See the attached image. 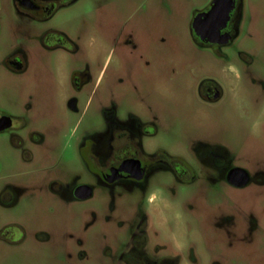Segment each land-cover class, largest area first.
Here are the masks:
<instances>
[{"label":"rangeland","instance_id":"obj_1","mask_svg":"<svg viewBox=\"0 0 264 264\" xmlns=\"http://www.w3.org/2000/svg\"><path fill=\"white\" fill-rule=\"evenodd\" d=\"M41 1L58 7L47 27H37L15 0H0V112L27 121L19 140L0 133V189L14 176L28 192L21 200L26 240L14 254L0 245V264H113V257L103 253L113 251L114 241L124 245L145 206L143 199L155 191L134 193L133 187L120 185L107 189L82 166L75 148L82 138L91 141L106 130V115L156 120L157 131L163 132L156 141L188 158L198 173L192 147L244 156L240 164L248 170L264 165V136L248 132L242 116L243 106L248 104L250 113L257 96H264L258 84L249 83L264 81V0H241L236 35L220 46L221 55L199 47L191 34L195 14L211 0ZM50 28L77 35L87 64H77L78 55L67 53L48 54L54 63L41 64L37 40ZM12 54L23 61L15 70L4 63ZM75 74L85 80L77 95L70 87ZM199 81H233V91L209 105L196 95ZM246 87L254 99H246ZM71 98L76 111L68 106ZM22 148L30 150L32 163H22ZM35 169L42 170L16 178ZM52 181L70 188L86 182L93 186V197L83 210L66 211L57 203L61 211L40 213L27 195L43 192L55 202L49 192ZM174 190L166 193L162 227L158 234L151 232L149 259L264 264V182L246 190L224 184L212 189L198 177L192 187ZM82 223L87 227L83 237ZM38 229L50 235L43 248L28 239ZM68 230L73 237L64 240Z\"/></svg>","mask_w":264,"mask_h":264},{"label":"flooded vegetation","instance_id":"obj_2","mask_svg":"<svg viewBox=\"0 0 264 264\" xmlns=\"http://www.w3.org/2000/svg\"><path fill=\"white\" fill-rule=\"evenodd\" d=\"M15 0L19 11L29 17L37 27H47L56 13V4L41 0ZM71 2H66L70 4ZM206 9L199 12H207L211 3ZM241 0H233V8L229 14V21L226 27L221 31L222 34H229L231 40L236 35V24L240 10ZM198 13L195 14V16ZM194 16V17H195ZM192 24V23H191ZM191 34L194 42L199 47L212 50L213 53L221 55L220 46L217 44H207L201 42L193 33ZM226 44V45H227ZM81 46V47H80ZM38 54L40 63H54L47 58L48 54H70L76 56L77 64H87L84 53V46L79 37H68L65 33L54 28L45 29L38 36L37 40ZM22 56L20 54L9 55L4 63L7 68L15 70V66L22 65ZM85 80L78 74H75L70 81V87L77 95L82 89ZM248 82V81H247ZM255 86L258 84L260 90H264V81H249ZM245 97L248 100L254 99V95L249 87ZM250 90V92H249ZM233 91V81H199L197 84V97L199 100L215 105L230 95ZM261 93V91H260ZM258 104L249 113L248 104H244L243 118L248 120L247 129L257 137L264 136V96L259 97ZM76 99L71 98L68 106L72 111L75 108ZM246 103V102H245ZM157 121L151 118V121H144L129 115L128 119H119L114 115H106L105 131L94 140L82 138L75 153L80 159L82 166L89 170L98 181L102 182L107 189L115 188L116 185L133 187L134 193L145 192L153 189L152 195L146 196L145 206L139 212V217L135 223L130 226L128 239L121 246L119 241H114L113 251L106 250L103 253L105 257H113V264H189L183 262L179 256H166L159 260H151L147 256V246L151 241V232L158 234V228L163 225L161 216L163 206L168 204L167 191L183 190L186 187H192L199 177V181L204 179L208 184H212V189L218 186H228L236 190H246L260 186L264 182V165L248 170L241 166L240 162L244 156L239 154H230L223 150H214L207 148L192 147V154L196 164L200 165L199 173L193 168V165L181 154H175L173 151L165 149L162 144L156 141L159 134L157 131ZM27 126V121L15 117L5 112H0V133H12L13 139L19 140V133L23 127ZM36 142L33 141V144ZM22 163L27 165L34 160L30 150L21 149ZM182 153V152H181ZM195 164V163H194ZM42 169L29 170L23 173H17L16 178L21 174L35 173ZM14 176L7 179L0 189V245L17 253L26 240L27 233L22 222V215L26 211L21 206V200L24 193H28L23 185L14 179ZM49 192L56 199L55 202H48L47 196L42 193L28 194L27 198L36 202L40 213L55 214L63 209L56 204L66 205L78 209H84V203L93 197V186L86 182H78L72 188L63 186L58 181H52L49 186ZM158 204V205H157ZM60 208V209H59ZM87 227L81 224L82 237ZM72 230L64 234V240L72 239ZM31 240H35L41 248L50 242V235L40 229L33 231L30 235ZM83 243V241H79ZM110 245V244H109ZM84 256L81 253V257ZM67 254L62 256L65 260ZM191 262L196 263L195 260Z\"/></svg>","mask_w":264,"mask_h":264},{"label":"water","instance_id":"obj_3","mask_svg":"<svg viewBox=\"0 0 264 264\" xmlns=\"http://www.w3.org/2000/svg\"><path fill=\"white\" fill-rule=\"evenodd\" d=\"M20 2L23 6L24 2L22 3V0ZM232 8L233 0H213L207 12L198 13L194 17L191 24L193 33L201 42L226 45L231 37L229 34H222L221 31L229 21Z\"/></svg>","mask_w":264,"mask_h":264}]
</instances>
